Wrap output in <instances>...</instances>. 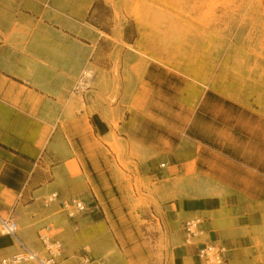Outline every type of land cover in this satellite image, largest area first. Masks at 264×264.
I'll return each mask as SVG.
<instances>
[{"label":"rangeland","instance_id":"rangeland-1","mask_svg":"<svg viewBox=\"0 0 264 264\" xmlns=\"http://www.w3.org/2000/svg\"><path fill=\"white\" fill-rule=\"evenodd\" d=\"M31 42L38 43L41 52L54 51V55L29 54L28 77L40 75L41 82L52 88L60 85L72 101H81V93H87L88 99L93 95L99 103L87 109L95 125L99 109L103 121L115 131L118 122L132 126L140 116H159L162 119L156 121L167 127L144 122L138 136L152 144L145 148L132 132L121 133L127 140L113 132L111 139L93 140L91 151H101L105 160L109 157V167L123 183L121 190L111 192L109 201L126 203L116 211L101 199L102 228L73 233L70 225L53 223L64 213L59 201L48 208L44 205L55 189L35 193L34 207L41 209L28 212L37 217L31 225H23L19 205L17 236L40 258L47 257V252L38 237L22 240L30 228L60 243L57 264H80L84 254L94 264H176L173 251L181 242H175L166 223L162 212L166 202H178L184 210L230 202L235 188L253 199L264 198V176L251 169L258 166L264 172V0H0V44L23 54ZM153 63L162 67L155 78L163 85L161 96L148 83L152 78L147 68ZM184 80L244 101L259 109L260 118L244 116L234 130L228 125L222 133L206 128V137L219 144L203 147L187 142L188 157L176 161L172 154L179 146L175 144L179 136L184 137L194 109L193 103H185L184 87L178 92ZM22 83L34 87L28 79ZM65 99L62 95L64 108ZM207 104L204 109H211L207 114L213 116L217 103L209 100ZM169 132L174 135L171 140ZM216 146L230 147L244 156L233 161L224 151L214 150ZM134 160L143 161L144 174L140 175ZM161 163H166L165 169L159 168ZM45 180L41 177L36 183ZM9 199L1 203L4 209L14 206L15 194ZM1 216L7 217L4 212ZM72 217L78 223L83 213L73 212ZM253 229V257L242 264H264V225ZM7 238L12 246L6 248L7 254H0V261L19 251L14 239ZM230 248L236 257V250Z\"/></svg>","mask_w":264,"mask_h":264},{"label":"crops","instance_id":"crops-1","mask_svg":"<svg viewBox=\"0 0 264 264\" xmlns=\"http://www.w3.org/2000/svg\"><path fill=\"white\" fill-rule=\"evenodd\" d=\"M38 46V43L31 42L28 49L21 54L17 50L13 51L12 48L0 44V216L4 212L7 217L11 216L16 221L15 215L21 205L23 225H31L37 217L28 215V212L41 209L34 207L35 193L39 195L46 193L48 189H55L57 192L52 193H56L57 198L52 203L59 201L57 204L64 213L57 215L53 223L60 227L64 225L66 228L70 225L73 233L75 229L84 232L102 228L105 222L98 220L103 210L101 199L107 208L110 204L111 208L116 211L126 206V203L111 202L113 199L111 192L114 189L121 190L123 183L119 182L117 175L109 167V157L105 160L101 151H91L90 146L93 140H97V137L105 138V140L106 138L111 139L112 132L116 135L120 134V138L127 140L121 133L132 132L136 142L141 148H145L143 146L147 147L152 144L150 141H144L140 135L138 136L144 122L150 120V124L154 123L157 127H167L156 121L161 118L159 116H153L150 119L140 116L136 124L132 125L133 127L126 126L127 121L118 122L119 129L115 131L111 124L103 121L102 112L99 109L96 111L95 125L87 109L91 104L99 103L93 95H90L88 99L87 93H81V101L78 99L72 101L67 93L62 91L60 85L54 84L52 88L41 82L43 79L40 75L28 77L26 65L28 58H31L29 54L42 57L54 55V51L41 52ZM51 48H56L55 43L51 45ZM160 70L162 67L157 63L150 64L147 68V74L149 73L152 78V81H148L149 86L159 96L162 95L163 85H160L155 78ZM27 79L33 81L34 87H28L22 83ZM182 88L186 93L185 103H193L194 109L191 120L185 127V138L179 136L175 144L179 146L176 155L172 154L176 161L181 157H188L187 142L193 141L203 147L219 144V141L206 137V128L214 129L215 133H222L228 125L231 126V130H234L237 122L244 116H247L248 120L260 118L259 109L235 97H230L214 87L205 89L198 83L184 80L178 89L179 93L183 91ZM208 93L216 96L218 100L214 96H208ZM62 95H65L64 101H67L65 108L62 105ZM209 100L217 103L215 109H212L213 116L207 114L211 109H204L208 106ZM157 105L155 103L154 108ZM116 114L119 115L118 110ZM202 123L204 124L201 125ZM168 134V140H171L174 135L172 132ZM164 140L167 142L166 136ZM236 141L239 142L238 137ZM241 143L245 144V142ZM213 149L219 152L224 151V155L233 161H239L244 156L234 153L233 149L230 151V147L216 146ZM71 152L76 155L71 156ZM169 161H172V158H169ZM134 162L137 164L140 175L144 174L143 161L134 160ZM145 165L149 167L148 163ZM174 165L173 163L171 166ZM159 168L165 169L166 163H161ZM258 168L257 166L251 169L264 176V172L259 171ZM86 174L89 177L85 178ZM149 174H154L158 178L156 171H151ZM47 176H50V179H47ZM41 177L46 180L37 184L36 181ZM233 190L235 194L230 202L220 201L207 206L195 205L188 207L187 210H184L178 202L164 204L162 212L171 235L174 234L175 242H181V245L173 251L176 264H205L199 257L200 250L205 245H214L217 249L219 260L217 264H242L253 257L251 244L255 241L250 231L264 225V198L253 199L245 194L243 189ZM13 193L15 194L14 206L11 209H4V204L1 203H8L9 196ZM72 195H77L76 200L85 204V211L81 212L83 217L78 223L72 220L73 217L63 207L64 203H70L75 199ZM26 198H28L27 202ZM51 204L44 205L48 208ZM188 220L198 221V235L192 239L190 244H184L183 224ZM36 230V228H30L22 240L30 241L34 236L39 239L41 233H37ZM49 231L50 227H48ZM7 237H0V254L2 255L7 254L6 248L12 246L11 240ZM19 240L21 241L20 238ZM230 245L236 250V257L230 250Z\"/></svg>","mask_w":264,"mask_h":264},{"label":"built area","instance_id":"built-area-1","mask_svg":"<svg viewBox=\"0 0 264 264\" xmlns=\"http://www.w3.org/2000/svg\"><path fill=\"white\" fill-rule=\"evenodd\" d=\"M164 166L163 164L161 165ZM57 198L56 193H52L45 203L46 206L54 202ZM63 207L69 212V215L73 216V212L85 211V204L82 201L73 199L70 203H64ZM198 221L188 220L183 224V242L184 244H190L192 239L198 235L197 231ZM48 232V227L44 228ZM18 224L11 216L6 218L0 216V235L8 236L14 239L18 245L19 251L11 255L8 258H3L0 264H23L35 262L36 264H57V260L61 253V245L57 241H50L46 234L39 235V239L42 246L46 249L47 257L40 258L38 253L28 248L17 236ZM199 257L205 264H217L219 263L217 256V249L214 245H205L200 250ZM80 264H93V260L87 255L81 256Z\"/></svg>","mask_w":264,"mask_h":264},{"label":"trees","instance_id":"trees-1","mask_svg":"<svg viewBox=\"0 0 264 264\" xmlns=\"http://www.w3.org/2000/svg\"><path fill=\"white\" fill-rule=\"evenodd\" d=\"M214 96V95H212L211 93H208V96ZM215 97V99H217L218 100V98L216 97V96H214Z\"/></svg>","mask_w":264,"mask_h":264}]
</instances>
